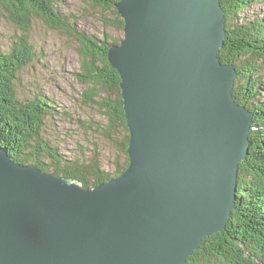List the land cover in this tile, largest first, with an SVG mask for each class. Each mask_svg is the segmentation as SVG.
<instances>
[{"label": "water", "instance_id": "obj_1", "mask_svg": "<svg viewBox=\"0 0 264 264\" xmlns=\"http://www.w3.org/2000/svg\"><path fill=\"white\" fill-rule=\"evenodd\" d=\"M128 165L92 188L0 146V264H185L226 229L253 115L222 64L220 0H120Z\"/></svg>", "mask_w": 264, "mask_h": 264}, {"label": "trees", "instance_id": "obj_2", "mask_svg": "<svg viewBox=\"0 0 264 264\" xmlns=\"http://www.w3.org/2000/svg\"><path fill=\"white\" fill-rule=\"evenodd\" d=\"M57 1L0 0V18L20 31L8 52L0 50V146L18 164L32 165L55 177L78 180L84 188H92L118 176L128 165L129 137L120 96V77L107 59L108 47L119 42L108 36L101 41L75 31L69 26L68 17L57 10ZM87 1L95 8L112 11L114 25L122 31L123 21L115 7L120 0ZM262 1L220 0L226 38L218 56L222 64L233 65L236 71L233 97L237 104L252 113L253 125L248 155L239 165L235 209L228 226L204 238L185 264H264V96L260 97L257 89L247 86L252 82L247 78L255 76L259 83L256 87L260 92L264 90V81L260 79L264 75V18L254 20L258 25L253 27L249 25L251 20L245 21L238 14L247 3ZM33 17L46 21L52 29L71 31L77 41L80 67L77 80L88 86L83 102L96 105L104 118L100 123L91 121L90 128L97 131L100 127L103 137L111 139L124 155L114 171L103 170L98 159L87 162L85 157L59 155L42 137L44 121L56 116L52 102L43 97L26 101L17 97L18 76L36 57L27 34ZM248 97L257 103L250 105L246 102ZM120 129L124 135L117 144L112 139ZM47 159L51 162L46 163Z\"/></svg>", "mask_w": 264, "mask_h": 264}, {"label": "rangeland", "instance_id": "obj_3", "mask_svg": "<svg viewBox=\"0 0 264 264\" xmlns=\"http://www.w3.org/2000/svg\"><path fill=\"white\" fill-rule=\"evenodd\" d=\"M56 8L68 17L69 26L77 32L101 41L104 36L116 39L119 43L123 39V29L121 31L115 27V15L110 10L95 8L87 0H58ZM238 14L245 21L251 20L250 26H257L258 23H254V20L264 18V0L254 4L247 3ZM70 32L52 29L41 18H32L27 34L36 51V57L18 76L15 85L17 97L21 101L43 97L52 102L56 116H50L44 121L42 137L49 141L52 148H56L59 155L77 159L85 157L87 162L98 159L103 170L114 171L119 160H124V155L111 139L103 137L100 127L97 131L90 128L91 121L100 123L104 118L96 105L83 102V93L88 86L77 80L80 72L78 43ZM19 34L20 31L14 25L0 18L1 51L8 52L14 38ZM247 79L252 81L247 86L257 89L260 97L264 96V90L260 92L256 87L259 83L255 76ZM260 79L264 81V75ZM246 100L250 105L257 103V100L252 101L249 97ZM123 135L120 129L112 140L118 144ZM45 162L50 163L51 160L47 159Z\"/></svg>", "mask_w": 264, "mask_h": 264}, {"label": "bare ground", "instance_id": "obj_4", "mask_svg": "<svg viewBox=\"0 0 264 264\" xmlns=\"http://www.w3.org/2000/svg\"><path fill=\"white\" fill-rule=\"evenodd\" d=\"M84 2V1H83ZM27 59V58H26ZM16 163V162H15ZM22 166H25V165H22ZM237 190V189H236Z\"/></svg>", "mask_w": 264, "mask_h": 264}]
</instances>
